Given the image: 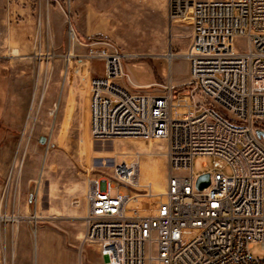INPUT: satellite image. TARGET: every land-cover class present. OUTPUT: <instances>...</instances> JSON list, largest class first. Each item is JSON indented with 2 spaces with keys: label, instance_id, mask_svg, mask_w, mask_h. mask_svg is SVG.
Returning a JSON list of instances; mask_svg holds the SVG:
<instances>
[{
  "label": "built area",
  "instance_id": "1",
  "mask_svg": "<svg viewBox=\"0 0 264 264\" xmlns=\"http://www.w3.org/2000/svg\"><path fill=\"white\" fill-rule=\"evenodd\" d=\"M189 11L182 90L170 81L160 93L136 86L124 69L125 51L108 39L88 44L87 58L103 64L90 78L93 138L165 140L170 166L162 191L141 183L138 155L89 176L83 243L103 264H264V255L251 253L256 242L264 249V136L257 132L264 131V0H168L170 17ZM45 44L53 47L50 36L37 34L34 55ZM197 155L213 157L202 189ZM12 176L13 169L0 196L6 252L8 223L23 218L16 189L11 200Z\"/></svg>",
  "mask_w": 264,
  "mask_h": 264
},
{
  "label": "rangeland",
  "instance_id": "2",
  "mask_svg": "<svg viewBox=\"0 0 264 264\" xmlns=\"http://www.w3.org/2000/svg\"><path fill=\"white\" fill-rule=\"evenodd\" d=\"M24 1L32 3L36 35L41 33L43 41L50 36L53 42V47L45 44L37 55L34 48L22 53L9 47L8 16L18 14L15 5ZM162 1L0 0V66L9 71L24 58L33 67L29 97L27 84L15 91L13 108L15 113L24 112L22 126L11 128L0 123V196L13 169L11 200L16 189L23 215L18 225L8 223V264H40L42 241L66 251L67 255L56 258L57 263L79 264L82 259L103 264L96 249L83 243L85 195L89 176L110 173L115 162L138 155L144 166L141 183L154 191L164 190L170 171L166 141L93 138L87 118L88 100L81 97L91 75L101 73L91 70L94 61L87 58L88 44L96 39L111 40L125 51L124 69L136 86L160 93L161 86L170 81L177 85L176 90L184 88L189 63L183 54L191 41L193 18L170 17L168 10L163 11ZM91 11L96 13L98 31L90 39H83L75 25L78 20L87 21L89 17L84 14ZM47 57L52 59L46 61ZM71 99L70 117L67 113ZM193 171L195 175L213 173V157L197 155ZM224 171L231 172L229 167ZM251 253L263 256L262 243H254ZM2 257L0 245V264Z\"/></svg>",
  "mask_w": 264,
  "mask_h": 264
},
{
  "label": "crops",
  "instance_id": "3",
  "mask_svg": "<svg viewBox=\"0 0 264 264\" xmlns=\"http://www.w3.org/2000/svg\"><path fill=\"white\" fill-rule=\"evenodd\" d=\"M26 4V5H24ZM32 3H27L24 1L20 5H15L14 10L18 11V14L8 16V32H10V44L9 47H16L22 53L29 52L34 46V36L36 35V19L31 11ZM161 7L164 10H168V0H163ZM86 19L78 20L76 22L77 33L83 39H90L91 36L96 34L98 29H96L97 16L94 11H91L89 15L84 14ZM13 21V22H12ZM26 60V61H24ZM18 67L11 69L9 71L3 69L0 66V123H4L6 127L19 128L22 126L24 120V112L15 113L13 108L15 100V91L18 87L27 84V96L29 97V83L32 65L28 63L27 59H19ZM17 64V63H16ZM100 66V67H98ZM91 70L97 72L101 70L103 73V64L100 61L91 62ZM92 76V75H91ZM83 101L88 100L87 105V118L90 122V81L83 89L82 93ZM24 102H27L25 99ZM73 109V99H71L70 106L67 115L72 113ZM2 175H7V172H2ZM47 241H42L41 244V261L40 264H62L60 261L57 263L58 256L67 255L66 251L58 247L54 249L52 245H46ZM56 261V262H55ZM68 264V263H66ZM69 264H77L70 263Z\"/></svg>",
  "mask_w": 264,
  "mask_h": 264
},
{
  "label": "water",
  "instance_id": "4",
  "mask_svg": "<svg viewBox=\"0 0 264 264\" xmlns=\"http://www.w3.org/2000/svg\"><path fill=\"white\" fill-rule=\"evenodd\" d=\"M257 132L260 136H264L263 130L259 129ZM43 140L44 139H42V141ZM209 183H210V175H209V173H205V174H201L198 176L196 186L198 189H202V188L206 187L207 185H209Z\"/></svg>",
  "mask_w": 264,
  "mask_h": 264
},
{
  "label": "bare ground",
  "instance_id": "5",
  "mask_svg": "<svg viewBox=\"0 0 264 264\" xmlns=\"http://www.w3.org/2000/svg\"><path fill=\"white\" fill-rule=\"evenodd\" d=\"M178 18H188L190 21L192 20V13H191V11H189V12H187L185 15H183V16H180V17H175V19H178ZM172 55L173 54H169V57H172ZM44 93H45V89L42 91V93H41V99H43V97H44ZM141 167H142V170H143V168H144V166L143 165H141ZM21 170V165L19 166V171ZM141 170V171H142ZM142 175V174H141ZM143 178V177H142ZM142 181V180H141ZM155 187V186H154ZM158 191H162L161 189H159V188H156ZM155 190V189H154ZM156 190V191H157ZM15 221H17V219H15ZM6 248H5V246H4V248H3V260L4 259H6ZM13 256H14V250H13Z\"/></svg>",
  "mask_w": 264,
  "mask_h": 264
}]
</instances>
